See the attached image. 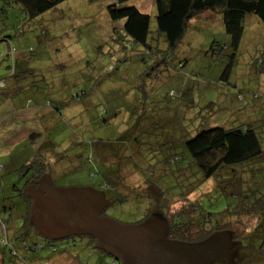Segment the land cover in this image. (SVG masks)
I'll list each match as a JSON object with an SVG mask.
<instances>
[{"label":"rangeland","instance_id":"374dc122","mask_svg":"<svg viewBox=\"0 0 264 264\" xmlns=\"http://www.w3.org/2000/svg\"><path fill=\"white\" fill-rule=\"evenodd\" d=\"M116 1L64 0L37 18L41 25L36 19H23L17 6L0 16V37L7 36L0 41V77L11 89L2 98L11 108L10 115L0 118V255L10 262L6 264H23V258L27 264L49 258L52 262L48 264H67L68 254L75 253L83 264H111L113 260L85 237L54 240L56 252L43 248L25 254L20 248L17 238L23 232L25 209L13 186L21 188L24 177L31 174L32 170L24 173L20 169L35 152L47 158L48 174L59 187H98L100 159L106 174L119 180L114 185L118 197L126 200L108 207L106 215L129 224L140 218L142 207V211L155 208L145 198L135 202L136 192L145 182L137 167L157 165L156 170L162 164L154 160L182 151L177 144L180 130L194 126L195 134L202 127L258 124V117L263 132L264 74L256 73L254 65L264 47V27L254 15L244 19L227 84L219 79L225 57L211 49L214 40L228 39L215 14L203 15L204 11L200 15L218 25L202 16L191 20L173 51V60L152 74L151 57L155 54H142V48L128 40L120 42L124 36L121 22L111 21L107 12L108 5ZM128 4L150 15L149 39L161 45L154 0H130ZM238 93L242 99L237 98ZM253 94L258 96L254 100ZM254 103L256 110L249 109ZM35 110L41 111L40 117ZM26 114L36 118L27 120ZM25 130L41 134L36 144L24 136ZM120 135L123 142L117 148L99 150V156L92 153L95 143L113 142ZM45 141L50 144L44 145ZM189 173L191 176L192 171ZM258 174L261 170L255 172ZM165 177L159 183H171L167 190L175 193V177ZM215 184L209 179L191 191L188 185L183 191L186 196H174L171 210L204 198L209 202ZM255 222V217H242L237 224L233 218L230 226L241 230ZM5 241L17 247L18 256L9 255ZM61 250L66 257L55 260ZM35 258L38 261H31Z\"/></svg>","mask_w":264,"mask_h":264},{"label":"trees","instance_id":"16d2710c","mask_svg":"<svg viewBox=\"0 0 264 264\" xmlns=\"http://www.w3.org/2000/svg\"><path fill=\"white\" fill-rule=\"evenodd\" d=\"M62 1L64 0H0V16L5 17L9 9L17 6L23 13V19L37 20L44 12L53 9ZM129 1L117 0L116 3L108 5V16L113 22H121L119 28L122 29L124 36L120 42L128 40L133 44L135 43L136 48H142V54H155L154 59L151 57L152 74L173 60V51L183 37L189 22L202 16L200 15L202 12L207 11L203 15L215 14L218 23L221 20L224 32L228 37L226 41L214 40L211 47L214 52H219L225 57L219 79L228 84L235 65L239 43L243 36V24L246 15H254L264 27V0H154L156 32L162 39V44L159 45V42L149 39L150 15L132 4H128ZM39 20L37 22L40 24ZM205 20L212 23L213 26L218 25L213 20ZM40 32L44 33L43 27ZM4 39H7V36L0 37V41ZM254 66L256 73L264 74V47ZM14 67L12 69L15 73ZM10 91L5 78L0 77V97L6 98ZM257 97V94H253V100ZM237 98L242 99V94L238 93ZM47 102L51 104L50 101ZM256 108L255 103L249 107L251 110H256ZM256 121L258 124L254 121L251 123L243 122L231 127L222 125L202 127L196 130L195 134H193L194 126L191 130H180L181 136L177 144L183 147L182 151L154 160L153 163L160 161L162 164L161 168L156 169L157 171L155 170L157 165H148L144 168L137 167L142 172L145 182L143 189L136 192L138 199H135V202L138 204L139 199L145 198L154 204L155 208L154 210L142 211V207L140 218L129 224L142 222L150 214L158 213L168 222L169 238L190 242L199 241L214 231L228 230L237 247V255L234 261L236 264H264V129L263 132L259 130L261 129V119L257 117ZM201 126L202 124L196 129ZM40 135L39 132L32 131L25 137L31 143L36 144ZM121 137L122 135L118 136L113 142L104 141L99 145L95 143V147H92V153L99 156V150L117 148L118 144L121 145L123 142L120 141ZM45 144L50 143L45 141ZM47 161L44 154L41 155L39 152L32 154L20 169L24 173L32 170L31 174L26 175L25 179L23 178L21 188L16 185L13 186V190L17 191L16 196H19L24 204L23 210L25 209L22 223L23 232L17 238V242L25 254H35L43 248L49 249L50 252L57 251L54 240L44 237L30 222L31 201L26 195V189L29 185L35 183L43 174H48L50 164H47ZM98 161L102 165V170L99 171L101 183L98 185V190L105 192L107 206L102 214L107 216L108 207L126 200L123 197H118L115 190L114 185L119 180L107 175L103 162L100 159ZM33 163H36L37 167H34ZM1 168L2 165H0ZM257 170H261V174L255 176ZM190 171H192L191 176ZM91 173V176L94 177L95 172ZM168 175L175 177V184L173 185L176 189L175 193L167 190L171 183H166L165 186L159 183L162 178L164 180L165 176ZM209 179H214L216 182L214 190L211 192V194L214 192L215 194L209 195L213 196L209 202H206L204 198L171 210V206L176 202L174 196L183 193L188 185L190 187L188 190L191 191ZM177 186L179 190L176 188ZM186 193L188 194V191ZM181 195L186 196L184 193ZM242 217H255L256 222L251 227L241 230L236 225L230 226L233 218L239 224ZM4 225L3 223L5 228ZM74 237H85L89 243L96 246V240L89 236H70L68 238ZM5 242L8 245L9 255L11 257L18 256L17 247L10 245L8 241ZM66 243L68 244L69 241ZM71 244H75L74 240ZM85 244L87 245V243ZM101 251L111 257L108 253ZM66 254L64 250H61L58 255L59 258H55V260L66 257ZM66 258H69L67 264H83L78 259V253L68 254ZM50 259L39 261L32 259L31 261H38V264H42L47 261V263H51L52 260ZM25 260L26 258H23L20 263L27 264L24 262ZM6 263L10 262H6L3 255H0V264ZM115 263L116 260L113 259L111 264ZM118 264L120 263L118 262Z\"/></svg>","mask_w":264,"mask_h":264},{"label":"water","instance_id":"95a60500","mask_svg":"<svg viewBox=\"0 0 264 264\" xmlns=\"http://www.w3.org/2000/svg\"><path fill=\"white\" fill-rule=\"evenodd\" d=\"M26 195L32 202L29 220L44 237L61 240L89 236L96 246L120 264H233L237 247L228 230L199 241L168 237L167 220L158 213L134 224L102 214L105 192L90 186H56L43 174Z\"/></svg>","mask_w":264,"mask_h":264},{"label":"crops","instance_id":"0c3cea01","mask_svg":"<svg viewBox=\"0 0 264 264\" xmlns=\"http://www.w3.org/2000/svg\"><path fill=\"white\" fill-rule=\"evenodd\" d=\"M1 96V95H0ZM12 102V101H11ZM14 103V102H13ZM11 104L12 105V107H14V104ZM11 112V108L10 107H8V106H6L4 103H2V97H0V118L1 119H3V118H5V117H7V116H9L10 113ZM35 114H37L39 117L41 116V111H39V110H35ZM29 116H31L32 117V119H35L36 118V116H34V115H28V114H26L24 117L28 120V117ZM15 119V118H14ZM13 119V120H14ZM30 133V131L29 130H25V132H24V136H26V134H29ZM48 262V261H47ZM47 262H45L46 264H48Z\"/></svg>","mask_w":264,"mask_h":264},{"label":"flooded vegetation","instance_id":"af4514ba","mask_svg":"<svg viewBox=\"0 0 264 264\" xmlns=\"http://www.w3.org/2000/svg\"><path fill=\"white\" fill-rule=\"evenodd\" d=\"M36 183V182H35ZM35 183H33L32 185H35ZM29 186H31V185H29ZM81 186H90V187H93V188H95V189H98V187H95V186H93V185H90V184H86V185H81ZM29 198V197H28ZM30 199V198H29ZM30 201L32 202V200L30 199ZM106 208V207H105ZM104 211V210H103ZM102 211V212H103ZM104 214V213H103ZM105 215V214H104Z\"/></svg>","mask_w":264,"mask_h":264}]
</instances>
